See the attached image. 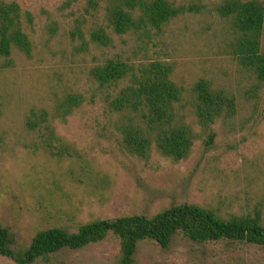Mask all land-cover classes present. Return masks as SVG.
Returning <instances> with one entry per match:
<instances>
[{
	"label": "rangeland",
	"instance_id": "rangeland-1",
	"mask_svg": "<svg viewBox=\"0 0 264 264\" xmlns=\"http://www.w3.org/2000/svg\"><path fill=\"white\" fill-rule=\"evenodd\" d=\"M24 13L31 38V56L14 50L10 67L0 61V99L5 115L0 121V223L25 249L41 230L61 227L77 232L83 224L127 215L152 217L172 206L198 204L222 215H242L264 208V94L254 103L249 88L231 58L217 49L214 35L222 27L216 16L188 14L172 20L148 38L111 33L113 45L100 47L89 35L76 39L95 22L85 14V0H7ZM196 1V0H194ZM69 3H71L69 7ZM81 27V26H80ZM86 32L82 27L80 28ZM84 41L88 48H84ZM264 53V30L261 41ZM119 57L136 63L165 61L174 78L191 92L201 79L226 91L237 102L236 114L211 128L198 123L185 94L187 121L199 136L189 159L173 163L155 156L139 160L123 153L115 140L104 136L105 96L97 94L90 70ZM88 98L66 121L56 120L60 136L74 145L79 159L58 160L27 148L25 119L48 109L68 94ZM185 103V101H184ZM214 141L207 144L208 135ZM264 213V211H263ZM120 240L110 234L80 250H62L33 264H116ZM135 264H264V247L230 240L195 243L183 234L164 249L152 240L138 244ZM0 264H17L0 255Z\"/></svg>",
	"mask_w": 264,
	"mask_h": 264
},
{
	"label": "trees",
	"instance_id": "trees-1",
	"mask_svg": "<svg viewBox=\"0 0 264 264\" xmlns=\"http://www.w3.org/2000/svg\"><path fill=\"white\" fill-rule=\"evenodd\" d=\"M71 3H69V7ZM85 14L98 19L99 13L106 24L95 22L84 28L87 20L80 21L77 34L84 40L88 34L91 43L111 47V33L124 36L160 35L174 19L188 14L216 16L222 27L214 35L219 52L235 62L249 88L244 91L254 103L264 94V53L261 41L264 30V0H85ZM24 13L17 2L0 0V61L10 67L14 50L31 56L32 42L26 32ZM84 41L83 47L88 48ZM90 77L96 85L89 103L97 102L98 94L106 92L104 136L115 140L125 154L150 161L159 156L173 163L190 158L199 136L187 121L189 113L185 94H190L192 112L198 123L211 128L219 121L236 114L237 102L224 90L213 87L204 79L196 82L190 93L174 78L171 63L155 60L132 62L121 57L109 59L93 67ZM185 101V103H184ZM88 98L84 93L68 94L48 109L33 111L25 119L27 148L43 152L58 160L79 159L74 145L59 135L56 120L66 121L80 109ZM5 105L0 99V121ZM208 145L215 134L208 135ZM264 208H255L242 215L225 216L198 204H182L165 209L152 217L127 215L83 224L77 232L61 227L41 230L25 249L16 248L15 236L0 223V255L17 264H33L58 252L80 250L106 239L110 234L120 240L116 264H135L138 244L152 240L161 248H168L177 234L195 243L230 240L264 247Z\"/></svg>",
	"mask_w": 264,
	"mask_h": 264
}]
</instances>
